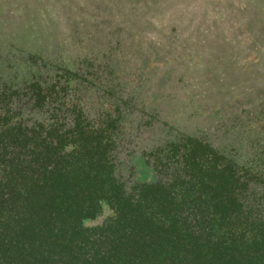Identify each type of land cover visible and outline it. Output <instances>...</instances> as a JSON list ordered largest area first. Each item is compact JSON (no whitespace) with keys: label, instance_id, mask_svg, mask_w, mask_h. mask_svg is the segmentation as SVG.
<instances>
[{"label":"trees","instance_id":"trees-1","mask_svg":"<svg viewBox=\"0 0 264 264\" xmlns=\"http://www.w3.org/2000/svg\"><path fill=\"white\" fill-rule=\"evenodd\" d=\"M147 1L132 0L118 26L138 48L132 56L123 39L50 81L0 86V264H264V161L179 134L143 152L154 182L118 173L140 101L110 79L112 61L151 50L140 35L176 7ZM162 2L155 19H129ZM95 99L107 108L93 110ZM142 111L149 124L159 119ZM104 203L114 217L83 227Z\"/></svg>","mask_w":264,"mask_h":264},{"label":"rangeland","instance_id":"rangeland-1","mask_svg":"<svg viewBox=\"0 0 264 264\" xmlns=\"http://www.w3.org/2000/svg\"><path fill=\"white\" fill-rule=\"evenodd\" d=\"M131 2L0 0V86L50 81L85 58L101 59L103 52L121 49L123 39L125 53L132 56L138 48L129 47L128 32L118 28L124 16H131L125 14ZM167 3H156L153 12L143 6L142 14L129 19H155L162 13L158 7ZM169 5L168 16L140 35L152 49L138 52L132 64L126 55L111 64L110 79H119L121 88L140 101L125 130L119 175L135 183L154 182L143 152L179 134L205 135L244 163L264 161V0H170ZM167 51V58L175 53L173 59L149 63L150 53L161 60ZM106 108L94 100L93 110ZM145 108L158 114L154 124L145 121ZM114 215L104 203L83 227H100Z\"/></svg>","mask_w":264,"mask_h":264}]
</instances>
